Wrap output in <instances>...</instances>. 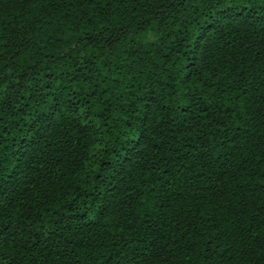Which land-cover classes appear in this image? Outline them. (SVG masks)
<instances>
[{
  "label": "trees",
  "instance_id": "obj_1",
  "mask_svg": "<svg viewBox=\"0 0 264 264\" xmlns=\"http://www.w3.org/2000/svg\"><path fill=\"white\" fill-rule=\"evenodd\" d=\"M0 264H264V0H0Z\"/></svg>",
  "mask_w": 264,
  "mask_h": 264
}]
</instances>
